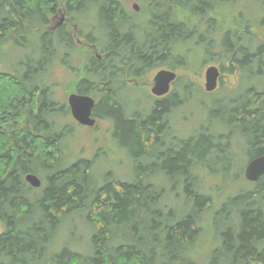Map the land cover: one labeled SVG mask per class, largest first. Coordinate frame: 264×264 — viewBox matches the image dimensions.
Wrapping results in <instances>:
<instances>
[{
  "label": "trees",
  "instance_id": "trees-1",
  "mask_svg": "<svg viewBox=\"0 0 264 264\" xmlns=\"http://www.w3.org/2000/svg\"><path fill=\"white\" fill-rule=\"evenodd\" d=\"M231 1L141 0L138 20L120 0H65L71 15L88 14L95 22L94 42L106 55L85 60L88 79L81 83L88 86L84 91L102 94L95 111L112 118L114 141L132 163L128 179L107 172L98 182L90 160L61 165L67 127L50 126L58 107L41 77L54 55L74 48L64 28L43 30L56 0H0V41L29 42L37 55L18 63L23 71L0 72V264H264V175L212 213L213 199L201 190L199 176L228 172L239 151L245 159L264 155V86L236 88L229 104L219 107L228 135L200 130L172 146H166L172 129L164 117L180 103L177 95L155 100L139 115L126 110L113 87L124 71L139 76L161 65L197 74L191 66L213 62L232 73L236 64L241 81L254 63L263 66L264 42L250 27L264 19L222 24L217 13ZM191 39L195 47L187 48ZM13 103L20 110L16 126L8 114ZM27 173L39 177L40 187L29 186ZM176 199L181 203L174 207ZM73 226L84 236L66 239Z\"/></svg>",
  "mask_w": 264,
  "mask_h": 264
},
{
  "label": "rangeland",
  "instance_id": "rangeland-1",
  "mask_svg": "<svg viewBox=\"0 0 264 264\" xmlns=\"http://www.w3.org/2000/svg\"><path fill=\"white\" fill-rule=\"evenodd\" d=\"M137 3L139 5V10L135 12L132 9V3ZM60 5L63 4V0H59ZM123 3L129 11L135 13L136 17L142 12L143 4L141 0H123ZM224 9L218 11V17L222 24L234 25V21L244 23L250 20H258L259 17L264 19V0H233L224 5ZM62 11V8L59 9ZM231 13V14H229ZM227 14H229L227 17ZM59 15L53 19V22L58 21L60 18ZM141 16V14H140ZM80 17V26L79 29H86L90 25L91 18L88 14L79 15ZM225 17L229 21H225ZM138 18V17H137ZM139 20V18H138ZM95 23V22H94ZM227 28V27H226ZM246 26L242 25L239 27L241 33L246 31ZM204 30V29H203ZM85 31L80 30L79 34L76 35V39L84 40ZM250 32L253 34L256 41L264 42V25L253 23L250 27ZM93 36H97V31L92 32ZM11 41H0V72H9L10 70H17L20 67V70L23 71V66L19 65L20 61H24L30 58V56L35 59L37 55L32 54L30 49V44L23 43V47H17L14 44H11ZM79 46H82V42ZM245 44H249V39L245 38ZM252 48L256 47L258 43H252ZM187 48L195 47V39H191L187 45ZM202 48V47H201ZM97 50L101 51V47L98 45ZM217 51V50H215ZM86 49L78 50L76 55L73 58L69 59V64L77 66L82 61V58L85 55ZM209 65H215L220 70V65L218 63H206L200 66L193 65L192 70H196L197 74H193L189 70H177L178 74L182 77H185L191 85L190 90L195 92L193 94H186L183 100V104L180 108L175 109L173 113L170 114V123L173 126H170V135L165 139L166 146H172L177 144V140L185 139L193 134L197 133L200 130H206L210 134H223L228 135V130L224 127L218 119L220 106H227L229 104V98L232 97L233 90L243 89L250 84H258L264 86V65L260 66L258 63H254L249 70H244V76H241L242 73L238 70L236 64L233 65L232 73L222 72L218 80L216 88L207 92L204 89V73L206 67ZM224 66H231L229 61H226ZM10 66V68H9ZM158 68L150 71L140 79L130 80L123 76L121 79L129 86L136 87L138 90L134 91L127 95L123 94L130 111L135 112L136 114L141 115L146 112L149 105L150 97V82ZM261 71L262 75L258 76L255 72ZM79 69L76 72L73 69L68 68L65 64H61V60L55 63L54 67L49 70L48 78L46 81L50 82L55 80L58 82L60 87L57 89L56 94L58 99L66 101V89L70 88L69 85H65L70 81H73V75L79 74ZM257 75L258 77L253 79L251 74ZM241 75V76H240ZM137 83V85L135 84ZM135 85V86H134ZM236 89V90H237ZM144 92V94H143ZM92 96L96 99V95L92 93ZM13 106L8 110V114L11 116L10 124L16 126V123L20 119V110L16 103L12 104ZM110 119V118H108ZM56 124L61 125L71 121L70 115L57 116L54 118ZM66 134L62 139L59 146V154L61 158V165L72 163L77 159H86L92 161V172L96 176V181H100L101 174L111 172V175L116 178H125L128 179L132 172V163L130 158L127 156L126 152L123 151L119 146L116 145L112 130L113 126H110L109 120L105 117L99 118L97 126H66ZM233 136V135H232ZM234 137H230L227 141L232 142L231 144L235 146ZM225 141V140H224ZM223 143V142H222ZM235 148V147H234ZM238 159L234 160V165L229 169L228 172L220 174H209L203 171L200 172L201 179V190L207 195L211 196L213 199V206L211 208V213L214 211L215 207H218L220 202L228 196H233L239 191L249 190L254 187L255 182H250L244 179L241 176V169H244L248 159H245V153L242 151L238 152ZM208 164L210 162L207 160ZM208 167V166H207ZM206 167L207 171L208 168ZM45 172L41 171L40 176H44ZM180 200H173V206L176 207ZM204 215V221L207 223ZM81 229V228H80ZM78 229V226H73L69 229V232L66 233V239H78L79 235L84 233ZM0 231H2V226L0 225ZM210 230L205 231L204 243L201 244V253L206 254L209 247V238L211 237ZM82 244V242L80 243ZM84 252H87V247L83 248Z\"/></svg>",
  "mask_w": 264,
  "mask_h": 264
},
{
  "label": "flooded vegetation",
  "instance_id": "flooded-vegetation-1",
  "mask_svg": "<svg viewBox=\"0 0 264 264\" xmlns=\"http://www.w3.org/2000/svg\"><path fill=\"white\" fill-rule=\"evenodd\" d=\"M58 1L59 0H56V2L49 5V7L47 9V17H46L47 23L44 25L43 30H47L51 33H55L57 31V29L64 28V31H66V33L71 35L73 42H74V48L70 51L63 52L60 55H54L52 57L51 61H49V64L47 65V67H46V69L43 72L42 77H41V83H42L43 87L48 92L51 93V101L58 107V108H56L54 113L51 114V118H50L51 125L50 126H87V125L80 124L72 116L71 108L68 104V97L72 94L78 95V96H89L94 100V106L92 107L91 114H90V118L94 120V123L91 126H97L99 118H102V117H105L107 120H109L110 126H114V122H113L111 117L100 116L95 111V104L97 103V99L100 98V96L102 94L96 90H91V92L90 91H84L88 88V86H86V88H85V85L83 83H81L83 78L88 79V77L85 76L83 71H82L85 60L89 56L94 57L96 60H101L106 55V53L103 52L102 49H101V51L97 50L98 44L96 42H94V37L92 35V32H94V30H95L94 29L95 23L91 18L90 25H88V27L86 29H79L78 25L80 26V22H81L79 19L80 17H77V15H71L67 11L65 0H63L62 5H60L58 3ZM120 3H121V6L124 8V10L129 14V16L133 17V15H136L135 13H132L131 11H129L127 9L125 4L123 3V0H120ZM135 6L137 8H139V5L137 3H135V2L132 3V6H131L132 9L135 12H137V10H139V9L135 10ZM60 8H62V11H59ZM59 13L61 15L60 18L58 19V21L53 22V19H55L59 15ZM80 30L85 31L83 33L85 39L79 41L75 37L77 34L80 35V33H79ZM88 35L89 36L91 35L92 37L90 36L91 38L89 39V37H87ZM79 42H82V46H79L81 44ZM11 44H13V43H11ZM77 49L78 50H82V49L85 50L86 49V51H87V52H85V55L82 58V61L78 64V67L70 65L68 62L70 58H73L76 55ZM59 59L61 60V64H65L68 68L73 69L74 72H76L77 69H79V71H80L79 74L73 75V81H70L67 84H65V85L70 84V88L66 89L67 96H66L65 102L61 99H58L59 97H57V94H56V91L60 87L61 84H59L55 80H51L50 82L46 81V79L48 78L49 70L54 67L55 63H57L59 61ZM230 64H231V61H230ZM156 68H158V69L155 71V73L151 79V82H150V91H149L150 97H149V105H148L147 111L148 112L151 111V109H152L151 106L153 105L155 100L165 98V97L169 96L171 93H175L181 101L172 110L167 111L165 113V117H164L165 118V126H173L170 123V114L173 113V111L175 109H178L182 106L183 100H184L186 94L195 93V92L190 90V87L193 84H191L189 82V80H187L185 77H182L178 74L177 70H185L184 68H179V67L178 68H170L169 66H165V65H161V66H158ZM154 69L155 68L150 69L149 71H147L143 75H139V76L129 75L127 73V71H124L122 74L120 73L121 77H120V79H117L118 84L113 85V87L115 89V93H117L120 101L124 104L126 110H130V107L128 106V102L126 101L125 97H123V94L127 93V95H130L134 91V89H136L138 91H139V89H137L136 87H131V86L128 87V85L121 78L123 76H125L126 78H128L130 80H133V79L137 80V79H140L141 77H143L144 75H146L147 73H149L150 71H152ZM160 69H166V70L173 71L176 76L169 83L168 91L165 94L155 95L151 92V89L154 85L153 78H154L156 72ZM219 71H221V69ZM220 75H221V73H220ZM219 78H220V76H219ZM219 78H218V80H219ZM135 84L137 85V83H135ZM187 85H188V90L186 89ZM139 92H141V91H139ZM92 93L97 96L96 99L92 96ZM143 94H144V92H143ZM64 115H70L71 121L64 123V124H61V125L56 124L54 121V118L57 116H64ZM108 118H110V119H108Z\"/></svg>",
  "mask_w": 264,
  "mask_h": 264
},
{
  "label": "water",
  "instance_id": "water-1",
  "mask_svg": "<svg viewBox=\"0 0 264 264\" xmlns=\"http://www.w3.org/2000/svg\"><path fill=\"white\" fill-rule=\"evenodd\" d=\"M138 8L135 6V10ZM175 73L170 70L160 69L156 72L153 81L154 85L151 92L155 95H163L168 91L169 83L175 78ZM220 71L217 66L209 65L204 73V89L207 92L213 91L218 82ZM68 104L71 108L72 116L83 125L91 127L94 120L90 118L91 109L94 106V100L89 96L70 95ZM264 175V155L255 156L249 159L244 167V177L250 182L257 181ZM24 180L33 188H38L41 185V180L36 174L27 173Z\"/></svg>",
  "mask_w": 264,
  "mask_h": 264
}]
</instances>
